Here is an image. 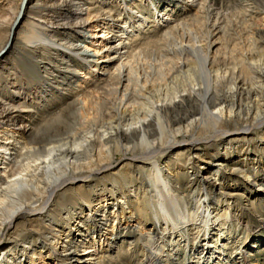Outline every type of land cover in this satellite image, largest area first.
Instances as JSON below:
<instances>
[{"label":"bare ground","instance_id":"6f19581e","mask_svg":"<svg viewBox=\"0 0 264 264\" xmlns=\"http://www.w3.org/2000/svg\"><path fill=\"white\" fill-rule=\"evenodd\" d=\"M124 1L119 0L120 7H126ZM150 1L154 4L152 20L139 14V11H133L134 7L129 6L132 10L129 21L117 26L118 30H115V27H105L106 23L103 21L104 27L99 35H96L97 43L101 46L96 49L100 54L97 59L104 64L103 73H100L97 65H91V55L82 51L74 40L63 34L77 35L84 31L87 22L84 16H112L111 0H97L96 8L86 7L83 0L23 1L15 26L13 25V35L10 33V42L8 41L0 51V91L5 90L4 85L10 87V91H4L5 95H0V264H46L48 260L51 264L62 260H66L68 264H102V258L106 255H103L104 253H110L115 248L123 249L127 230L138 229L143 220L142 217L136 216L135 210L129 206V202H132L137 203V209L141 208L139 189L129 187L128 194L123 192L120 195L113 187L111 194L105 195L104 186L91 184V196L81 193L78 189L69 190L67 186L71 184L92 182L91 175L76 176L71 168L79 169L92 161L81 163L85 158L92 159L101 151L111 154L112 149H118L121 145L125 146L124 159H131L127 154L129 146L124 142L139 139L141 143L151 144L154 134H160L161 141L166 144L159 150L145 151L143 155L131 160L151 165V186L155 189V198L151 200V204L156 212V222H160L159 208L181 232L189 234L190 231H195L194 233H199L198 237L204 231L207 235L203 239L206 240L204 247L197 253V259H188L187 264L230 263L224 248L225 243L216 244L220 238L224 240L227 233L231 234L227 219L215 223L221 224L217 241H214L216 238L211 240L209 232L216 222V217H219L220 213L224 215V212L220 210L213 214L207 186L204 188L205 198L201 200L200 209L196 213L198 221L194 228H189L188 212L184 210L181 198L177 195V186L173 184L178 174L176 164L179 159L169 164V158H174L171 154L173 149L183 150L202 141L194 137L188 141L185 137L197 127L216 128V133L208 139L204 138L205 141H211L213 138L226 140L228 136H231V140L246 139L252 131L264 127V114L261 112V108H264V53L258 49L236 51V48L226 47L223 52L218 49L214 53L213 48L226 38L225 34H220L224 31V26L221 25L222 20L218 14L214 20L208 19L212 25L209 37L204 43L205 39H202L201 33L190 27L189 21L177 20L176 16L174 17L176 8L168 9L169 13H163L153 0ZM178 2L185 3L182 4L184 11L178 9L176 13H186L190 8L206 11L207 0ZM27 5L30 6L24 15ZM92 9H95V12H92ZM37 13H40L39 17ZM23 15L27 27L23 37L30 42L33 51L24 57L16 51L15 46L7 58H1L12 46ZM199 19L202 18L198 14L193 21L197 22ZM150 21L157 26H165V38H179L165 55L168 57V54L172 53V58L176 59L174 67L166 66L165 56L158 64L155 59L147 62L148 59L140 53L132 57L129 54L131 36L141 32ZM41 47L46 51L64 54L69 61L79 58L84 62L88 71H85L84 75L75 71L71 77L77 83H88L91 80L94 81L92 84H95L97 78L101 80V86L95 87V92L103 94V97L99 95L98 99L107 106L106 111L111 118L102 120L98 125H92L84 133L79 132L73 147H68V143L50 145L45 149L44 155L29 159V154L33 153L35 147L27 140L28 123L16 124L18 121L12 117V113L24 100L25 92L31 89L34 93L31 99L44 103L56 96L67 95V83L63 82L61 73H54L55 66H49L52 76L48 77L41 74V66L30 64L31 58L36 57ZM18 57L24 58L25 65L21 69ZM40 63L47 69L48 60L43 59ZM10 70H13L15 78L19 74L23 78H27L29 73L33 74L32 85H29V88L10 86ZM66 73L70 74V71L63 70V74ZM5 79L7 82H4ZM4 96L7 101H3ZM196 114L200 116L197 117ZM191 116L193 118L187 120ZM248 117H252L251 121ZM228 119L242 126L244 131L238 128L233 131L221 128ZM10 121H14L11 125L17 126L10 127ZM175 125L177 127L173 128ZM179 136L184 137L182 141L177 139ZM230 142H225L223 151L232 147ZM238 148L243 150L244 157H227V152L219 150L215 162L206 163L210 175L205 176L204 183L214 182L222 188H232L234 193L228 192L230 196L243 190L247 201L254 196V199L264 197V174L259 178L256 170H245L239 166L241 161H250L259 166L262 164V156L253 152L247 153L244 151L245 147ZM81 154L86 157H81ZM115 166L116 164H108L101 172ZM236 170L243 173V181L230 183L228 176H233ZM140 187H145L144 181ZM68 193L74 199H81L84 204L76 203V206H70L72 204L68 202ZM100 196H104L103 200ZM57 197L63 198L67 204L58 202L57 206ZM96 201H104L105 204L101 206ZM32 217L44 219L51 230L53 229V233L35 240L28 238L23 242H6V228L20 218L31 222ZM190 236H187V245ZM163 240H166L165 236ZM133 241L132 238L129 246L133 245ZM250 254L252 252H246L241 246L235 253L236 264H257L252 262ZM165 256L169 257L168 254Z\"/></svg>","mask_w":264,"mask_h":264},{"label":"rangeland","instance_id":"374dc122","mask_svg":"<svg viewBox=\"0 0 264 264\" xmlns=\"http://www.w3.org/2000/svg\"><path fill=\"white\" fill-rule=\"evenodd\" d=\"M23 1L24 0H0V51L10 39L11 27L20 14ZM96 1L97 0H83V3H85L84 5L86 7L90 6L89 8H96L98 6ZM153 1L158 6L159 11H163V13H169L168 9L176 8L174 17L176 16L177 20L184 19L185 21H189L191 24L190 27H194V30L201 33L202 39H205L204 43L209 37V31L212 25V22L208 21V19L214 20L218 14L220 20H222L221 25L224 26V31L220 34H225L226 38L218 42L213 48L214 53L218 49H221L223 52L225 47L226 49L236 48V51L258 49V51L261 50V52L263 51L264 53V0H207L205 4L206 11L190 8L186 13L179 12L184 11V7L182 6L184 2L181 3L178 2V0ZM111 2L113 3L112 16L108 18V14L99 17L84 16V18L87 19L83 29L84 31L77 33V35L74 34L75 36L62 33L65 37L74 40V42L82 48V51L91 55V65H97L100 73L104 72V64L98 62L97 59L100 54L96 52V49H99L101 46L97 43L98 37L96 35H99L100 30L104 27L103 21L106 23L105 27H115V30H118L117 26L121 25L124 21H129L132 13V10L128 8L129 6L134 7L133 11H139L138 13L142 14L148 20H152L154 15V4H152L150 0H125L126 7H124V5L120 7L119 0H111ZM29 6H26L24 15L29 9ZM178 9H180L178 11L179 13H176ZM92 12H95V9H92ZM44 13L45 12H41V14ZM198 14L202 19L194 22L193 19ZM24 15L19 22L12 46L1 58H7L15 46V49H17L16 51L23 54L24 57L25 55L29 56V52L33 51L30 42L23 37V32L27 29ZM39 15L40 13H37V17H39ZM163 27L165 26H157L156 23L150 21L141 32H137L135 35L131 36L129 44V54L131 57L136 53H140L142 57L146 60L148 59L147 62L150 63L152 59H155L159 64L160 59L167 54L168 50L179 39L177 37L165 38L163 35L165 29ZM95 31L97 33H95ZM234 53L236 54V52ZM172 56V53H170L168 57L165 56L164 58V60L167 61L166 66L168 67H174L175 65L176 59H174V57L172 58ZM23 59L22 57L17 58L21 66L19 67L20 69L25 65ZM43 59L49 61L47 69H44L40 63ZM31 60V65L41 66L40 72L44 76L51 77L50 67L51 65L55 66L56 71L54 73H61L60 77L63 79L64 83H67V85H65V93L67 95L65 97L56 96L54 99L44 103L31 99V97L34 96L33 89H31L25 92L26 95L24 100L12 113V117L18 121L16 124L21 122L28 123L27 140L29 144L35 147L32 151L33 153L29 154V159L44 155L46 153L45 149L50 145H65L68 143V147H73L74 140L80 135L79 132L84 133L89 130L92 125L96 123L98 125L102 120L105 121L111 118V116L107 114V106L98 99L99 95L103 97V94L95 92V87L101 86V84H99L101 81L100 79L97 78L95 84H92L94 81L91 80H89L88 83H82L81 81L77 83L73 81L71 77L73 72L79 71L84 75L85 71H88L84 62L80 61L79 58H72V60L69 61L64 54L62 55L56 51H46L41 47L38 49L36 57H32ZM63 70L70 71V74H63ZM12 71L13 70H10V75L12 77V80H9L10 86L15 85L16 87L21 86L29 88L32 85L33 74H27V78H23L19 74L17 78H15ZM7 74L8 73H6L5 76H7ZM5 81L6 79L4 82ZM0 88L2 89L1 86ZM4 89L5 90L0 91V95H5L4 91H10L9 86L7 87L4 85ZM113 96H116V94H113ZM2 99L3 101L4 99L6 101L8 100L5 96L2 97ZM96 102L99 103L96 104ZM244 102L247 103V101ZM254 112H256V110ZM261 112L264 114L263 107L261 108ZM196 116L199 117L200 115L196 114ZM191 118H193V116L187 120ZM251 118L248 117V120L251 121ZM11 122L13 123L14 121L8 123L10 127L17 126L16 124L11 125ZM239 123L243 124L242 122ZM175 127H177V125L173 128ZM241 127L242 126H238L234 120L228 119L223 123L221 128L229 131L236 130L237 128L243 130V127ZM215 133L216 128H194L185 136L186 139L189 141L194 137L200 138L202 141L195 146H187L183 150L173 149L171 154L174 158H169V164L177 158L179 159L176 164L178 174L173 184L177 186V195L181 198L184 210L188 212L189 228H194V225H196L195 223L198 221L196 213L200 209L201 200L205 198L204 188L208 186L207 189L211 195L210 208L213 214H216V212L220 210L224 212V215L220 213L221 215L216 217V222L210 227L209 232L211 240L216 238L214 241H217V236L219 235L218 228L221 224L215 225V223H218L220 220L222 221V219H227L228 229L231 231V234H226L227 237H225L224 240L220 238L218 243H216L218 245L225 243L224 248L226 254L230 258V263L221 262L217 264H236L234 258L235 253L241 246L246 249V252H252L250 255L253 263L264 264V197L254 199V196L247 201V195L243 190L230 196L228 192L234 193V191L231 190L232 188H222L221 185L218 183L215 184L214 182L204 183L205 176L210 175L206 163L215 162L219 150L227 152V157H235L237 155L244 157L242 156L243 150L238 147H245L244 151L247 153L253 152V154L255 153L262 156V164L259 166L254 165L250 161H241L239 166L245 170H256V174L259 178L263 176L264 127L252 131L246 139L238 138L231 140V136H228L226 140L213 138L211 141H205V139H208ZM160 137V134H154L153 137H151L153 141L151 144L141 143L139 139L132 140V142L130 141L129 143L124 142L126 146H129L127 148L130 149L127 151L129 158L132 157L131 159H133L136 156H141L145 151L161 149L166 143L164 144ZM183 138V136H179L177 139L182 141ZM224 141L226 143L232 141L230 142L232 147L223 151V146H226ZM124 147V145H121L118 149H112L111 154L101 151L92 159L85 158L82 160L81 157L84 158L86 155L81 154V157L79 156L82 160L81 163L89 160L92 161L89 164L79 167V169L72 167L71 170H74L73 173L76 176L91 175L92 182L67 186L69 190L76 191L78 189L81 193L89 194L90 196L92 194V191L89 190L91 184H100L104 186L103 189L106 190L105 195H110V191L114 189L113 187L117 189L120 195H122L123 192L128 194L127 191L130 188H137L140 191L139 204L141 208L137 209V203L132 202H129V206L135 210L136 216L142 217L143 220L141 225H139L138 229L129 228L125 233L127 239L124 242L125 246L123 249L117 250L115 248L110 253H104L103 255H106L102 258V264H187L188 259L189 261H195L197 259V253L204 247L206 240L203 239L207 235L204 231H202L198 237L197 234L199 235V233H194L195 231H190L189 234L181 232L179 228L172 225L169 217H166L165 213L159 210V208L160 222H156V212L151 204V200L155 198V189L151 186V180L153 178V176L150 175L151 165L133 162L131 159H124ZM108 164H116V166L101 172L103 167ZM98 172L100 173L97 174ZM243 178V173L237 172V170L233 176H228L230 183L236 181L240 183L243 181ZM142 181H144L145 187L141 188L140 185ZM125 183L128 184L126 185ZM75 195L74 192V197H76ZM74 197L68 193V202L72 204L70 206H76V203L84 204L81 199H74ZM100 198L103 200L104 196H100ZM58 202H60V204H67V201L63 200L61 197L56 198L57 206ZM96 203L98 202L96 201ZM104 204V201L98 203V205L101 206ZM251 207L253 209H251ZM73 209H75V207H73ZM134 219L136 220L137 217ZM30 221L31 222H28L20 218L15 224L6 228V242L18 240L23 242L28 240V238L35 240L39 237L44 238L53 233V229L51 230V227L46 224L44 219L38 220L37 217H32ZM224 230L226 231V229ZM186 235H191L188 245L186 244ZM164 236L166 240H163ZM132 238L134 243L132 246H129V242ZM175 242H178V244L176 245ZM166 254H168L169 257L165 256ZM46 264L51 263L48 260ZM56 264L68 263H66V260H62L56 261Z\"/></svg>","mask_w":264,"mask_h":264},{"label":"water","instance_id":"95a60500","mask_svg":"<svg viewBox=\"0 0 264 264\" xmlns=\"http://www.w3.org/2000/svg\"><path fill=\"white\" fill-rule=\"evenodd\" d=\"M14 26H15V25H14ZM14 26H12V27H11V30H10V31H11V36L13 35ZM9 42H10V40H9Z\"/></svg>","mask_w":264,"mask_h":264}]
</instances>
